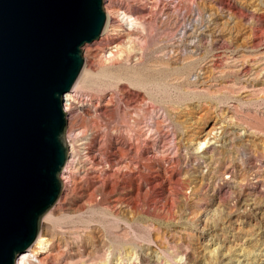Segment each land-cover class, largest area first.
<instances>
[{
	"label": "rangeland",
	"instance_id": "1",
	"mask_svg": "<svg viewBox=\"0 0 264 264\" xmlns=\"http://www.w3.org/2000/svg\"><path fill=\"white\" fill-rule=\"evenodd\" d=\"M161 1L104 0L105 13L113 7L139 17L145 30L129 38L123 28L82 49L91 76L80 83L78 118L69 127L66 117L65 133L76 165L60 175L63 192L64 176L73 178L74 192L57 215L41 220L39 232L44 226L51 240L50 253L39 257L47 264H264V0H163L167 7ZM136 38L143 51L131 45ZM184 73L185 81L199 75L200 82L169 89L171 161L161 166L174 168L173 187H157L144 201L135 183L117 178L120 163L137 159L122 138L154 102L145 88ZM156 101L155 119L164 120L160 103L168 98ZM214 126L222 136L196 151ZM119 148L127 151L124 162Z\"/></svg>",
	"mask_w": 264,
	"mask_h": 264
},
{
	"label": "water",
	"instance_id": "2",
	"mask_svg": "<svg viewBox=\"0 0 264 264\" xmlns=\"http://www.w3.org/2000/svg\"><path fill=\"white\" fill-rule=\"evenodd\" d=\"M104 0H0V264H16L57 202L64 100L100 39Z\"/></svg>",
	"mask_w": 264,
	"mask_h": 264
},
{
	"label": "bare ground",
	"instance_id": "3",
	"mask_svg": "<svg viewBox=\"0 0 264 264\" xmlns=\"http://www.w3.org/2000/svg\"><path fill=\"white\" fill-rule=\"evenodd\" d=\"M178 1L179 4L185 3L186 0H172L171 3ZM162 5L164 7L170 6V4H165L164 1H161ZM107 13V21L106 25L104 28V31L102 33V36H106V38L109 36L110 33L115 34V32L121 31L123 28L126 30L127 34L126 36L131 38L134 36L135 33L139 31H144V27L140 25V19L139 17H135L133 15H130L126 12H121L120 10H117L113 7L107 8L106 9ZM170 15H168L169 17ZM195 31V30H194ZM187 34V33H186ZM101 36V37H102ZM251 40V38H250ZM183 42V40H180ZM211 43L213 42L212 40L210 41ZM209 42V43H210ZM254 40H252V43ZM249 43V40H248ZM254 44V43H253ZM131 45H134L133 47L138 48L139 50L143 51L146 48V44L142 43L141 40L138 38L133 39L131 42ZM137 45V47H136ZM244 46V43L242 44ZM246 45V44H245ZM255 46V45H254ZM253 48V47H252ZM254 49V48H253ZM195 51L192 50L193 54ZM119 53V52H118ZM172 55L177 56V59L180 60L181 56L179 51L177 52H172ZM94 56V52L92 50L89 51V57ZM96 56V55H95ZM171 59V58H170ZM109 62L110 59H107ZM197 61H193L189 64H194ZM209 68V66H205L200 72L205 71ZM89 64L84 67V70L82 72L81 77L79 78L78 82L76 83L74 89L72 92L67 94L66 96V101L64 105V111L66 113L67 121L69 122V127H72V120H76L78 116L74 115L73 116V110L76 107V96L78 93V89L80 87V83L85 80L86 78H90L89 74ZM179 72V71H177ZM176 72V73H177ZM205 73V72H204ZM188 73L181 74V76H176L174 78V82L172 84L170 83H165L163 86H161L162 81H165V79L158 80L157 82H160V85H157L156 87H152L150 85L147 86L146 92L150 96V98H153L152 100L154 101L153 103L147 104L146 108L142 109L141 113L136 114L133 122L129 126V133L126 136H123L122 141L125 139L128 141L130 140L132 142V145H134V149L137 152V159H133L126 165H123L124 163H120V169L118 172L117 178L120 180L125 181H130L133 182L137 185V190H138V198L143 199L144 201H148L150 199H153V189H156L157 187H164V185H171V181L173 180L174 176V168L170 169L168 167H165V169H162V166H165L166 163H169L171 161V158L167 155L170 143H168V137L170 136L168 133L165 132V128L167 127V121L170 119V109L174 108L172 106V101H173V96L172 94L169 93L170 88H176L180 85L187 84L188 88L195 89V87L199 84L200 82V76L197 75V79L195 82H191L189 80H184V76L187 77ZM165 78H171L169 75L164 74ZM139 79H144L148 80L147 75H140ZM184 80L183 83H179V81ZM142 82V81H141ZM176 83V84H175ZM165 88V91H162L161 89ZM155 93V95H154ZM158 95H165L166 98H168L167 102H161L160 107L164 110V120H160L159 118L155 119V116L158 114L156 113V106L155 103H158L156 99L158 98ZM164 100V98H163ZM108 105V104H107ZM66 108V109H65ZM147 120H150V122H146ZM170 121V120H169ZM222 131V130H221ZM82 133V132H81ZM77 135H80L77 134ZM174 136L176 135L175 133L173 134ZM222 136V133L220 132L219 129L216 128V126L213 127L202 139L198 140V148L195 149L198 151L199 149H203L205 147L210 146L211 141L219 139ZM69 147H70V152L68 155V159L66 161V164L64 166V169H66V172L72 171L75 169L76 165V160H75V147L72 141L69 139ZM176 141L173 143V146L176 148V153H175V158L179 159L178 153L180 151V146L177 145ZM151 149L154 151L153 158L146 160L143 156L142 153L146 154L147 151ZM192 150L193 153H195ZM118 152L120 153L121 160L124 162L127 160V151L123 148H119ZM71 157V158H70ZM149 161H154L157 162L159 167H154L151 166L150 164H146V162ZM173 161V159H172ZM162 165V166H161ZM168 165V164H167ZM135 166V167H134ZM173 166V165H172ZM63 169V170H64ZM136 170H138L139 175L135 177ZM126 175L128 177L126 178ZM227 175V173H225ZM224 175V176H225ZM151 179H157L159 181V184H154V182L151 181ZM64 181V190L65 193L61 192L59 199L57 202L50 208V210L47 212V218L52 217L58 214L64 206L65 203L68 201L69 197L73 194L74 192V180L71 176H64L63 177ZM138 182V183H136ZM152 184V185H151ZM176 185V184H175ZM105 187H107L106 184H104L103 187L99 189V191L105 192ZM173 187V186H172ZM63 194V195H62ZM124 194V192H123ZM128 195V194H126ZM125 195V196H126ZM162 196V195H161ZM160 197V195H158ZM171 197L170 194H167L163 196V198L169 199ZM134 201L133 199L135 198L134 196L129 197ZM45 227L43 226V229L41 232H39L38 238L34 245L24 254L19 257L17 260L16 264H47L48 259L46 258H39L41 255L44 254H49L50 253V248H51V240L48 238V235L46 234V230L44 229ZM35 262V263H34Z\"/></svg>",
	"mask_w": 264,
	"mask_h": 264
}]
</instances>
